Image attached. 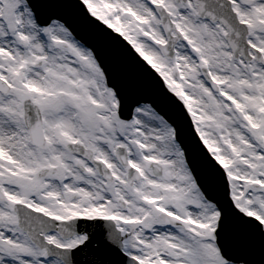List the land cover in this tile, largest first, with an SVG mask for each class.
Segmentation results:
<instances>
[{"label":"snow or ice","instance_id":"snow-or-ice-1","mask_svg":"<svg viewBox=\"0 0 264 264\" xmlns=\"http://www.w3.org/2000/svg\"><path fill=\"white\" fill-rule=\"evenodd\" d=\"M0 264H264V0H0Z\"/></svg>","mask_w":264,"mask_h":264}]
</instances>
